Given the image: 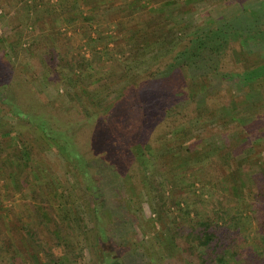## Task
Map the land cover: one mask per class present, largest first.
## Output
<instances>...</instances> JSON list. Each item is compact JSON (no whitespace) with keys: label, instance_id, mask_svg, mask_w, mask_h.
I'll use <instances>...</instances> for the list:
<instances>
[{"label":"rangeland","instance_id":"1","mask_svg":"<svg viewBox=\"0 0 264 264\" xmlns=\"http://www.w3.org/2000/svg\"><path fill=\"white\" fill-rule=\"evenodd\" d=\"M235 19L245 23L238 31L243 27L249 32L247 24L264 21V0H0V100L8 103L0 106V133L9 131L3 145L7 154L26 147L32 171L28 178L41 188L33 201L31 192L18 194L0 172V241L6 237L24 249L27 260L22 257V264H40V255L37 262L29 258L35 250L19 233L20 224L13 222L18 219L43 240L55 224L67 234V248L73 252L67 264H187L191 258L171 246L166 227L192 228L201 218L215 221L220 211L241 214V234L248 240L241 248L249 254L257 250V222L243 217L251 176L264 170V116L255 120L251 115L258 95L246 105L239 102L230 120L223 117V108L209 112L205 98L187 92L191 79L206 76L215 88L223 84L222 75L233 79L241 71L235 51L242 46L264 63V33L245 40V46L232 34ZM219 30L229 35L225 42L213 38ZM134 32L144 33L129 41L137 46L138 57L127 54L132 48L127 38ZM203 41L214 49L206 50ZM220 46L219 53H212ZM81 57L93 65L84 83L100 103L89 115L79 110L78 87L84 85L60 74L67 66L60 59L76 65ZM44 66L50 71L48 83L41 80ZM216 66L212 77L207 71ZM146 69L159 72L148 77ZM195 110L197 117L188 122ZM15 111L44 124L48 137ZM178 118L188 122L184 142L176 141L181 136L176 131L182 130L176 129ZM238 121L244 123L231 132ZM224 141L229 150L237 147L241 153L226 158ZM60 142L77 154L75 165L80 161L82 170L67 166ZM186 144L204 158L210 155L211 162L199 163L201 156L193 162L183 158ZM137 147L148 155L157 152V159L144 165L142 155L133 154ZM214 156L227 174L232 165L252 168L247 174L237 172L236 191L235 185L232 191L222 189ZM40 201L44 210L35 213L30 204ZM9 212L13 221L9 215L10 221L5 219ZM74 215L82 222L74 221ZM38 216L46 224H38ZM54 252L66 262L62 247ZM0 255L4 264L1 249ZM227 259L228 264L241 263Z\"/></svg>","mask_w":264,"mask_h":264},{"label":"trees","instance_id":"2","mask_svg":"<svg viewBox=\"0 0 264 264\" xmlns=\"http://www.w3.org/2000/svg\"><path fill=\"white\" fill-rule=\"evenodd\" d=\"M259 22V21H258ZM245 23H238V19H235V30H232V34L237 36H240L242 40V44H247L244 42L247 39L253 40L254 37L258 36L260 38L263 37L264 28L262 25H264V21H261L259 23H251L247 24L248 29H250L249 32L246 31L243 27L240 28L238 31L237 26ZM263 28H261V27ZM252 29V30H251ZM260 29H262L260 31ZM248 33V34H247ZM143 34V35H142ZM142 34H131L129 38H127V42L129 45H132V48L128 50V55L131 57H138L136 54L137 46L132 42L130 43L133 38L134 41L136 38H140V35L144 36V33ZM247 34L246 37H244ZM216 36H220V40L222 42H225L226 39L229 37L227 33L223 30H219V32L215 33V39H217ZM227 36V37H226ZM252 36V37H251ZM244 37V38H243ZM108 38L110 39L109 42H113L114 38L112 35H109ZM201 38H196L197 40H200ZM239 39V38H238ZM120 40V39H119ZM124 40V39H121ZM207 42V41H206ZM206 42L203 41L201 45L206 47ZM209 44L216 47L217 44H213V41L210 39ZM95 44H97L94 41ZM246 46V45H245ZM174 48H177L178 46H173ZM117 48V47H116ZM208 51H212L213 47H206ZM210 48V50L208 49ZM217 48V47H216ZM223 46H220L216 51H213L212 53H219L222 50ZM246 48V47H245ZM202 49V48H200ZM118 51V50H117ZM119 52V51H118ZM98 54V53H96ZM211 54V53H210ZM214 55V54H212ZM100 56V53H99ZM144 56V55H143ZM31 57H34L32 60H37V58L34 56V53L31 52ZM157 55H155L156 59ZM94 58V55L91 57L90 60ZM154 58V57H153ZM118 59V58H117ZM257 57L254 53L250 52L249 50H246L243 48H240L239 51H235V65L241 69L240 72L235 71V76L233 79H228L226 75H222V78H225L223 81V84L221 86H218L215 88V84L213 79L208 78L206 76L199 77L198 79H191L190 86L187 85V92L190 94L192 98L196 97H202L205 98L206 110L210 111H216L223 108V117H229L230 120L232 116L231 110L238 109V103L245 101V105L250 101L249 98L252 96L258 95L259 102L253 103L255 107V111L251 114L252 117L255 120L259 119L261 116H264V63H258L256 60ZM62 60L65 65L63 67V72L61 76H71L73 79H75L80 85H84V87H78L79 89V110L85 111L86 114H91L93 110H98L97 106H99V100L94 99V96L91 95V90L88 89V86H86V78L90 76V72L93 65H90V60L86 59L85 57H81L78 59L76 65H69L70 63L68 61ZM95 60V59H94ZM118 61V60H117ZM118 64L124 65L121 62H118ZM126 66V65H125ZM187 67V66H186ZM182 69V68H181ZM49 69L46 68V66L43 67V77L41 80L43 82L48 83V76H49ZM186 70V68H185ZM209 73H211L212 77L215 76L216 71L218 70V67H210L208 69ZM184 71V69H183ZM143 72L148 73V77H151L152 74L155 75L159 72V70H150L146 69ZM152 73V74H151ZM255 74H260L258 77H256L257 80L251 83V81H247L248 79H252V76ZM89 79V78H88ZM99 80H93L90 82L89 86H94ZM216 94V95H215ZM215 95V97H214ZM214 97V98H213ZM252 99V98H251ZM232 104L235 105V109L232 107ZM8 103L6 100H0V106L4 108L3 106H7ZM197 110L194 111V117L191 119L190 117L187 119V121H191L194 118L197 117ZM18 111H15L14 114H17L20 119L24 120L27 123L33 124L36 129H40L43 132V135L45 137L47 136L46 128L40 123L36 124L27 115H24L22 113H16ZM93 118V117H92ZM95 118V117H94ZM179 122L176 126V129L182 128L181 131H176L177 134L181 135L180 139L176 138V141L184 142V135L186 133L185 126L188 124V122L182 123L181 119H177ZM240 123L233 125L231 127V132H235V128H238L239 126L244 123L243 121H238ZM241 124V125H240ZM246 125V124H245ZM234 127V128H233ZM233 128V129H232ZM185 129V130H184ZM227 130V129H225ZM179 132V133H178ZM229 133V130L227 131ZM0 172H4L7 177H9V181H11L12 189L15 190L18 194H24L23 192L27 190L28 192H31V199L33 201H36V198H39V193L41 188L36 187L35 185H32L29 180V173L31 171L30 166V160H29V153L25 146H20L21 150L17 152L16 154H7L4 148V143L6 140H8L9 137V131L1 132L0 133ZM51 137V136H50ZM51 138H54L52 136ZM56 138V137H55ZM54 140H58L57 138ZM202 140L199 139V142ZM61 143V142H60ZM61 143L59 146L64 147V152L67 154V157L69 158L67 166L71 169L75 170H82L84 167L80 165V161H78V165L76 166V161L78 160L77 154L75 152H72L66 147L67 145ZM191 144H186L185 149L181 152L183 153V158L189 157V160L193 162L194 158L200 157L202 154L199 152H195L196 148H191ZM230 143L228 141H224L222 143V150H228L227 155H225L226 158H235L239 153H241L237 147L230 149ZM62 147V148H63ZM181 147V146H180ZM178 147V148H180ZM169 150V148H167ZM179 149L178 151H180ZM139 151V152H138ZM207 152V151H206ZM137 153H140L142 156L139 155L140 161L144 163V165L147 164V166L151 165L152 160L157 159V152H155L153 155H148L145 153L140 147L133 150V154L136 158H138ZM191 155V156H190ZM203 156L200 157L202 159ZM215 157V156H214ZM215 160V166L217 171H220V167H218L219 159L214 158ZM204 158V157H203ZM184 159L177 160L175 164H179ZM208 162L210 160V155L205 157L203 161H199V163ZM184 162V161H183ZM232 162V161H231ZM220 163V162H219ZM212 164V163H211ZM209 164V165H211ZM13 168V169H11ZM231 172L227 174L224 171H220V180H221V187L224 190H231L232 187L235 185V191L238 188V184L235 183V176L237 175V172L242 171L244 174H247L248 170H251L252 168L249 166H241L235 168V165L230 166ZM75 172V171H74ZM250 179L251 184L250 188L246 193H250V197H247L248 201H245L244 206L246 212V216L243 217V219L248 220L252 219V221L257 222V232L258 235L254 236L255 239V246L257 247V250L252 247H248L251 250V254L248 253V249L244 250L241 248L242 244H244L246 241H248L241 233V229L245 222H243L241 219H238L237 216L239 215H231V213H228L226 211H220L218 218L213 221L210 219L201 218L202 220L197 222L192 228L188 229H180L178 226H170V224L166 227L168 228V240L169 243H171V246L173 245L176 249L180 250V254H186L189 255L188 258H191L187 261V264H228L227 256H229L234 261H241L240 264H264V247L262 246V243L264 242V170L262 168H259L258 172L254 176H251ZM36 187V188H35ZM231 188V189H230ZM245 188V187H243ZM89 190L86 187V192ZM232 191V190H231ZM245 192V191H243ZM234 194V193H233ZM240 196V194H236ZM249 198V199H248ZM247 202V203H246ZM42 201H40L37 204H30L31 208L34 210L35 213L41 212L43 209ZM242 204V203H241ZM243 206V207H244ZM7 212V211H6ZM5 212V213H6ZM241 212V211H240ZM10 214H5V219L7 221H10L9 216L11 220L13 221L15 217L14 214L9 212ZM187 214V213H185ZM9 215V216H8ZM52 220V219H51ZM241 220V221H240ZM43 219H41L40 216H38V224L42 223ZM74 221H77L79 223L82 222V219L79 215H74ZM14 223L18 222L19 225V233H21L23 239H27L31 246H33V249L35 250L33 253L29 254V258L32 259L33 262H37V255H40L39 262L40 264H67L71 263L69 256L73 252L70 251L67 247L68 246V240H67V234H64L63 231L59 230V227L55 224L53 229H48L49 237L45 238L43 240L42 238L38 237L37 234H33V232H30L29 226L25 225L20 219L14 220ZM54 222V221H53ZM43 223H45L43 221ZM78 223V224H79ZM46 224V223H45ZM242 226V227H241ZM65 236V238H64ZM253 239V240H254ZM52 244V245H51ZM257 244V245H256ZM63 248L65 252H63V255L66 256V262L63 263V260L60 259L58 256H56L54 249ZM0 249L2 253H4V258L1 260L4 264H22V257L25 259V253L24 249L17 245V243L10 242L8 238L5 237L4 240L0 241ZM249 249V250H250ZM180 256V255H179ZM0 255V259H1ZM15 258H18L16 261ZM105 259V257H104ZM27 260V259H26ZM107 262V261H106ZM101 264H107V263Z\"/></svg>","mask_w":264,"mask_h":264}]
</instances>
